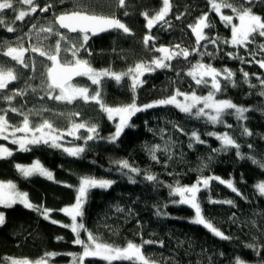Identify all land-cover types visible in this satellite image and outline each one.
<instances>
[{"label": "trees", "instance_id": "16d2710c", "mask_svg": "<svg viewBox=\"0 0 264 264\" xmlns=\"http://www.w3.org/2000/svg\"><path fill=\"white\" fill-rule=\"evenodd\" d=\"M233 2L237 6L243 4L244 7H250L255 14L264 18V0H253L251 4H245L244 0ZM81 3L88 11L103 15L101 0H81ZM170 3L171 10L165 18L167 23L155 25L150 34L155 37V47L167 46L174 49L176 45H180L190 55L187 59L183 56L175 57L170 62V68L157 69L142 77L144 84L135 92L136 103L142 106L167 98L176 89L183 93L195 91L197 95H206L211 90L210 82L207 85H197L187 75L199 61L218 70L227 68L235 74V87L219 77L223 90L216 93V98L228 99L238 106L250 109L245 113L246 119L238 120L234 113L225 114L223 123L213 125L206 118H197L194 114L183 113L171 105H163L137 113L131 120L135 127L126 129L116 143H109L106 138L114 133L115 126L97 103H85L78 99L69 104L48 98L45 81L50 61L46 57L27 52L25 59L29 67L24 68L2 54L8 46L16 47L22 43L27 47L28 41L30 44H37L36 33L30 32L32 25L35 24L37 29L47 27L56 15L71 11L69 0H35L37 11L13 24L19 11H30L28 6L15 2L14 9L4 10L0 15L5 21L4 25H0V65L13 68L19 78L6 89L0 90V115L6 114L10 125L20 126L23 116L8 110L15 107L25 114L30 113V127L47 120L60 131L67 130L71 123H86L88 126L95 124L99 129V137L105 139L98 138L85 145L84 137L88 133L86 128L80 129V139L69 137L70 143L86 147L85 152L76 158L68 156L62 149L43 144L31 146V150L27 152L19 151L18 146L0 138V145L8 146L13 153L10 157L0 159V181H12L19 191L28 193L29 200L34 205L52 209L50 219L70 224V218L59 210L74 203L75 188L80 177L113 180L115 183L107 190L93 189L84 207L85 227L103 241L117 246H124L128 241L136 244H140L142 240L154 241L152 244H144L143 252L158 264H235L237 258L264 264V196L254 187L258 182L264 181V169L248 158L252 156L264 163V96L260 95L264 87L258 79L264 78V68L256 63L264 60V51L259 48L264 44V38L257 35L247 48L222 42L212 44L207 40L197 45L189 25H194L203 14L208 13V21L213 25L204 30L209 39L217 36L221 41L230 39V27H225L220 21L208 0H170ZM48 4L53 7L46 12L40 11ZM160 7L162 0H126V6L118 7L114 16L127 25L132 34L112 30L98 37H91L86 48L77 54L78 57L89 61L96 70L110 69L117 73L127 71L138 61H151L153 56H159L160 53L150 50L152 42L149 49H145L143 45V37L149 34V30L141 13L147 12L152 16ZM222 10L231 12L230 9ZM181 13V18L176 19ZM9 26L17 31L8 32ZM54 27L62 33L56 25ZM27 32L31 35L29 39L25 36ZM62 34L68 37V40L61 42L62 49L70 48L73 43L79 47L82 37L78 33ZM43 35L46 34H41ZM58 38L56 35L49 36L43 42L44 47L54 50ZM193 48L197 50L193 52ZM230 52L243 57V61L230 58L227 55ZM60 59L66 63L73 57L71 52L62 50ZM243 72L249 73L248 83L244 82ZM73 84L87 87L91 94L97 91V86L85 76L77 78ZM130 85L131 80L127 77L120 84L113 79L104 78L100 86L101 100L112 107L132 103L133 92ZM14 91H24V95L15 96L11 102L3 98ZM54 94H59L58 90ZM76 113L79 115H74ZM244 128L252 135L243 134ZM193 132L204 143L194 142L191 137ZM212 132L228 133L240 146L239 151L244 158L237 156L235 147L213 152V149L221 148V143L215 136L208 135ZM189 144H192L191 148ZM156 145L160 149L156 152L157 160L154 161L149 148ZM165 147L168 151H164ZM35 160H39L53 172V181L40 176L25 179L15 168L16 164L28 165ZM121 160H127L130 165L140 169V172L121 170L115 163ZM146 174L155 175L156 181H147ZM128 175L136 182H130ZM211 175L224 181L231 180L240 193L237 195L226 184L215 179L211 180L207 189L202 188L198 193L204 217L229 239H221L204 226L189 222L192 209L172 203L176 196L169 194V185L176 186L177 182L180 186L190 185L201 176ZM209 200H230L233 203H210ZM117 206L124 211L117 212ZM157 210L166 212L167 215L158 216ZM0 211L6 217V223L0 226V264H10L9 258L36 261L44 257L45 253L52 252L58 255L48 257V262L67 264L72 259L70 254L82 252V247L73 243L75 236L69 228L53 224L20 204L11 208L0 206ZM57 237L62 239L58 240ZM81 237H87V233L82 231ZM85 264L106 262L88 259Z\"/></svg>", "mask_w": 264, "mask_h": 264}, {"label": "snow or ice", "instance_id": "6c2138e0", "mask_svg": "<svg viewBox=\"0 0 264 264\" xmlns=\"http://www.w3.org/2000/svg\"><path fill=\"white\" fill-rule=\"evenodd\" d=\"M15 2H20L23 5L29 6L30 11H19L15 16V21H23L26 16L31 15L37 11L35 6V0H0V15H2L4 10L14 9ZM117 6L124 8L126 6V0H116ZM211 5V9L219 16L220 21L225 25V27H230L231 37L230 39H224L221 41L220 37H215L209 39L205 35V29L213 27L208 21V13L203 14L197 18L194 25H189L191 31L195 35L197 45L201 41L207 40L209 43L217 44V42H222L224 44H230L232 46H243L247 48L251 44L255 37L264 38V18L260 15L255 14L250 7H244L243 4L237 6L233 0H208ZM245 4L253 3V0H244ZM170 0H162V7L155 12L154 15L149 16L147 12L141 13V15L146 20V28L149 30V34L143 37V45L145 49H149V44L152 42L151 51L160 53L159 56H153L151 61H138L134 66L129 67L127 71L117 73L111 71L110 69L96 70L94 69L90 62L87 60H82L78 57V53L81 49H85L87 42L91 36L98 35L102 32L109 30H122L126 35H131V29L121 22L120 19L112 15H102L90 12L86 9L82 3L78 2L73 10L65 13H61L55 16V19L47 27H41L37 29L36 25L33 24L30 32L36 33L37 44H30L28 47H24L22 43L19 46L13 47L8 46L6 51H3L5 57L11 58L16 64L23 66L24 68L29 67V63L25 59V53L31 52L34 54H39L41 57H46L48 61H51V66L46 68V81L45 88L46 94L49 99H54L60 102H67L69 104L76 100H83L85 103L95 102L99 105L100 109L107 114L109 121H112L115 126V131L109 135L106 139L109 143H116L122 134L128 128H134L135 125L131 123L132 118L139 112L145 111L150 108L163 106V105H173L178 108L181 112L186 114H194L197 118H206L208 122L215 125L218 123H223V117L225 114L234 113L238 120H245V113L250 111V109L242 106H237L231 100L228 99H217L216 93L223 90L219 77H223L224 80L232 83L235 87V82L233 80L234 73L225 68L223 70H218L210 64H204L202 62H197L188 71L187 75L191 76L197 85H207L209 82L211 84V90L206 96H199L195 91L191 93L180 92L176 89L174 93L164 99H159L145 105H138L136 103L135 92L138 87L144 84V77L146 74H151L157 69H168L170 68V62L179 56L188 58L190 52L187 49H183L180 45H176L175 48H169L165 46L155 47L153 37L150 32L153 27L157 24H166V17L171 10ZM53 7L52 4L46 5L44 8L40 9L42 12L48 11L49 8ZM222 9H230L232 15H224ZM125 15H128L125 12ZM183 13L178 15L176 19H180ZM234 19L238 23H234ZM5 21L0 18V25H4ZM54 25H58L60 29H66L70 33H78L82 39L79 42V47L75 43L72 44L70 48L62 49L61 42L68 40V37L61 32H59ZM8 32L17 31L14 27H7ZM41 34H46L41 36ZM25 33V36H28ZM56 35L59 37L56 41L54 50L46 49L44 47V41L48 39L49 36ZM22 39V38H18ZM7 43V42H5ZM261 51H264V44L259 46ZM62 50L71 52L73 59L68 62H62L60 59V52ZM193 48L192 51H196ZM205 53H201L204 55ZM89 55L91 53L89 52ZM207 55H212V53H207ZM230 58H239L243 61V57H237L233 53L227 54ZM261 68H264V60L256 61ZM34 67V65H33ZM85 76L87 77L93 85L97 86V91L95 94H91L87 87H76L71 81L74 77ZM244 82L248 83L249 73L243 72ZM129 78L131 80V90L133 92V101L130 104L112 107L106 105L101 100L100 86L104 78H109L115 80L117 84H120L123 78ZM19 77L13 68L5 67L0 65V90H4L8 85L17 80ZM210 78V80H209ZM260 84L264 87V78H259ZM250 87H255L250 85ZM58 90L59 94H54ZM34 91V89H33ZM24 95V91H14L11 95L3 97L5 100L11 102L15 96ZM260 95L264 96V91H261ZM182 96L183 101L179 100L177 97ZM202 105V106H201ZM13 113H19L23 116V122L21 126L13 127L9 124L5 115H0V138L4 140H9L11 137V143L18 146L19 151H30L31 146L37 145H47L51 148L62 149L70 157L79 158L82 153L85 152L86 147L73 146L65 147L62 143L65 133L57 130L53 125L45 120L42 124L35 127H30L29 114H25L15 107L8 109ZM232 110V112H230ZM74 115H79L76 113ZM118 119V122H117ZM231 127V125H227ZM86 128L88 135L84 137L85 145L88 141L95 139H105L99 137L98 126L92 124L88 126L86 123H71L67 130V135L73 136L75 139H80L77 135L79 129ZM11 129V131H9ZM182 131V129H181ZM17 133H22V135H17ZM243 134L252 135V133L244 128ZM210 136H215L221 143L220 149H213V152L227 151L229 147H235L237 150V156L243 159V155L240 153V146L235 143V141L228 135V133L217 134L215 132L208 133ZM192 139L196 143H204L200 136L193 132L191 134ZM192 147V144H189ZM251 148V145H249ZM160 149L159 145L149 148V153L152 160H157L156 152ZM164 151H168L165 147ZM13 155L7 147L0 145V159H4ZM251 159L253 164L258 165L261 169H264V163L254 157H248ZM121 170L127 169L131 173H139L140 169L133 167L129 164L127 160L116 161ZM205 167L207 165H204ZM16 170L20 175L25 178H31L33 176H40L48 179L49 181L54 180V174L52 171L44 167L39 160H35L30 165H15ZM130 182L135 183L131 175H128ZM145 179L147 181H156V176L152 174H146ZM218 180L222 184H226L229 189L236 192L237 195L240 193L234 187L231 180L224 181L220 177L209 176V177H199L195 183L192 185L180 186L177 182L176 186L169 185L170 195L179 196V200H173L172 203L187 205L194 209V218L190 221L198 225L204 226L213 235L220 237L221 239H229L225 236L223 232L214 227V225L208 221L202 214L201 204L198 200V193L201 191V186L205 189L209 187L211 180ZM115 181L109 179H97L95 177L83 176L79 179V184L75 188V201L69 206L61 208L59 211L70 218V224H63L60 221L50 219V214L52 209L43 206L34 205L28 197V193L21 192L17 189V185L12 181H0V206L5 208H11L16 204L22 205L25 209H29L40 214L45 220H50L53 224H60V226L69 228L74 234L75 239L74 244L80 245L83 251L79 254H70L73 257L74 264H85L88 259H99L105 261L106 264H114V262H128V264H156V261L150 257H146L143 252L144 244H152L154 241L142 240L140 244H136L132 241H128L124 246H117L107 243L102 240L98 235H95L89 231L85 224L83 223L84 207L87 203L90 192L93 189H109ZM72 187L71 185H67ZM256 191L264 196V181L258 182L255 186ZM210 203H228L232 204V201H213L209 200ZM117 212H122L124 209L117 206ZM159 215H167V213H161L157 210L156 213ZM6 223V217L4 212L0 211V226ZM87 233V240L81 239V232ZM57 239H62V237H57ZM161 246H162V242ZM248 247H253V245H248ZM58 255L57 253H45L44 257L36 260L30 261L26 258L24 259H11V264H48V257H54ZM235 264H244L239 258L236 259Z\"/></svg>", "mask_w": 264, "mask_h": 264}, {"label": "rangeland", "instance_id": "374dc122", "mask_svg": "<svg viewBox=\"0 0 264 264\" xmlns=\"http://www.w3.org/2000/svg\"><path fill=\"white\" fill-rule=\"evenodd\" d=\"M78 2H80L81 3V0H69V3H70V8H71V10H73L74 9V7L76 6V4L78 3ZM101 2L103 3V15H112V16H114V14L113 13H115V10H116V7H117V2H116V0H101ZM25 6H27V5H25ZM29 7V6H28ZM24 11H26V10H24ZM222 13L224 14V15H232V12H224L223 10H222ZM236 22V20L234 21V23ZM146 23V22H145ZM28 34H29V32H27ZM27 38L26 39H29V38H31V35H28V36H26ZM30 45V43H29V41L27 42V47ZM4 51H6V50H4ZM30 53V52H29ZM26 54V53H25ZM219 79V78H218ZM209 80H210V78H209ZM73 84V83H72ZM74 86H76V87H81V86H78V85H75V84H73ZM208 94V93H207ZM206 94V95H207ZM206 95H199V96H206ZM179 100H181V101H183V97L182 96H179V97H177ZM153 102V101H152ZM149 103H151V102H149ZM148 104V103H147ZM145 105V104H144ZM171 106H173V105H171ZM202 106V105H201ZM238 106V105H237ZM117 107V106H116ZM173 107H175V106H173ZM176 108V107H175ZM176 109H178V108H176ZM179 110V109H178ZM180 111V110H179ZM106 116H107V114H106ZM195 116V115H194ZM117 122H118V119H117ZM22 125V124H21ZM20 125V126H21ZM13 127H18V126H13ZM68 130V129H67ZM67 130H65V131H62V132H64L65 133V135H64V138H63V141H62V143H63V145L65 146V147H73V146H81V145H77V144H72V143H70V140H69V137H72L73 138V136H70V135H67L66 133H67ZM80 130V129H79ZM78 130V131H79ZM9 131H11V129H9ZM17 135L19 136V135H22V133H17ZM77 135H78V132H77ZM9 141H11V137L9 138ZM4 147H7L9 150H10V148L8 147V146H5V145H3ZM17 146V145H16ZM11 151V150H10ZM32 164V163H31ZM28 165H30V164H28ZM211 176H214V175H211ZM209 177V176H208ZM216 177V176H215ZM97 179H99V178H97ZM211 182V181H210ZM195 183V182H194ZM190 185H192V184H190ZM190 185H188V186H190ZM203 187L201 186V189H202ZM198 195V194H197ZM176 200H179V196H176ZM69 206V205H68ZM185 206H187V205H185ZM189 207V206H188ZM190 208V207H189ZM192 209V208H191ZM192 212H193V214H192V216L189 218V222L194 218V215H195V211H194V209H192ZM81 239H83V240H87V237H85V238H82L81 237ZM82 251H83V249H82ZM243 261V260H242ZM34 262V261H33ZM244 262V264H257V263H250V262H245V261H243ZM10 264H11V261H10ZM48 264H52V263H50V262H48ZM67 264H74V262H73V257H72V259H71V261L69 262V263H67ZM156 264H158V263H156Z\"/></svg>", "mask_w": 264, "mask_h": 264}, {"label": "water", "instance_id": "95a60500", "mask_svg": "<svg viewBox=\"0 0 264 264\" xmlns=\"http://www.w3.org/2000/svg\"><path fill=\"white\" fill-rule=\"evenodd\" d=\"M58 15H59V14H58ZM56 16H57V15H56ZM54 19H55V18H54ZM237 23H238V21H237ZM56 27H57L60 31H62V33L65 32V33H67V34H74V33H70V32H68L66 29H60L58 25H56ZM111 31H112V30H109V31H106V32H102V33H100V34H98V35L91 36V37H98L99 35L106 34V33L111 32ZM165 47H167V46H165ZM50 66H51V61H50V65H49V67H50ZM79 77H82V76L74 77L73 80L71 81V83H73V82H74L77 78H79Z\"/></svg>", "mask_w": 264, "mask_h": 264}, {"label": "flooded vegetation", "instance_id": "af4514ba", "mask_svg": "<svg viewBox=\"0 0 264 264\" xmlns=\"http://www.w3.org/2000/svg\"><path fill=\"white\" fill-rule=\"evenodd\" d=\"M118 8V6L116 7V9ZM116 11V10H115ZM114 14V13H113ZM159 47V46H158Z\"/></svg>", "mask_w": 264, "mask_h": 264}]
</instances>
